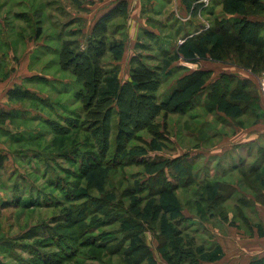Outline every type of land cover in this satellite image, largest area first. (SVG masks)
Listing matches in <instances>:
<instances>
[{
	"label": "trees",
	"instance_id": "1",
	"mask_svg": "<svg viewBox=\"0 0 264 264\" xmlns=\"http://www.w3.org/2000/svg\"><path fill=\"white\" fill-rule=\"evenodd\" d=\"M184 1L190 8L196 0ZM216 1L223 4V13L214 15L209 29H198L187 36L178 52L189 59L195 54H207L221 61L235 60L263 71L264 0ZM148 10L142 7V13ZM128 17L129 2L121 0L97 20L84 44L74 38L63 40L62 47L52 49L59 54L62 67L81 84L72 101H58L62 103L60 113L51 109L50 93L42 97V92L22 88L10 92H21L24 99L32 94L33 100L51 110V114L38 120L46 125L45 130L33 131L28 136L42 138L45 132H52L45 148L53 152L44 156L41 150H26L31 157L24 158L28 164L25 176L41 174L45 183L58 190L47 197V202L52 204L49 207L59 210L52 222L55 226L42 231L46 235L44 240L37 242L35 248H23L29 258L17 254L18 264H159L147 240L148 233L168 264H204L222 254L220 245L204 237L209 235L205 223L214 217L228 220L226 203L235 198V215L249 226L242 206L264 205L261 142H248L223 156L220 175L210 174L212 171L203 175L204 168H196L197 161L192 158L148 155L149 149H161L171 112L187 113L204 106L207 112L224 111L227 117L237 120L247 112L262 113L260 95L248 78L234 72H222L213 78L212 69L201 68L180 76L175 88L160 101L163 77H170L178 52L147 28L140 30L135 48L153 51L157 44L159 52H135L130 61V77L121 80ZM117 19L121 21L116 22ZM176 30L181 33L182 28ZM107 56L109 62H105ZM146 57L159 62L151 64ZM48 89L52 92L54 88ZM244 95L251 96L250 100H245ZM6 113L0 108V116ZM15 116L19 117V112ZM161 116L163 121L159 120ZM202 128L199 127V134H203ZM142 132L152 139L146 141ZM3 157L0 156V163ZM131 166L143 168L127 170ZM237 169L240 183L224 180ZM181 186L189 187L187 191L192 193L185 202L176 194ZM257 226L264 235V225L259 222ZM43 245L56 250L45 252ZM250 264H264V255Z\"/></svg>",
	"mask_w": 264,
	"mask_h": 264
},
{
	"label": "rangeland",
	"instance_id": "2",
	"mask_svg": "<svg viewBox=\"0 0 264 264\" xmlns=\"http://www.w3.org/2000/svg\"><path fill=\"white\" fill-rule=\"evenodd\" d=\"M91 1L0 0V73L2 72L0 75L6 71V75L9 77L11 70L13 71L15 66L20 71L26 67L33 68V66L34 69L39 71L41 67L44 70V75H52L57 78L56 81L59 82V85L57 83H52L51 85L54 89H58L59 93L55 94L50 92L48 84L45 83L50 81L39 77L31 80L38 82V84L33 83L28 86L23 84V86L20 85L22 87L16 88L25 90L27 87H33L34 90L39 92H46V95L50 93L53 100L50 107L54 112L60 113L62 103L58 104V101H72L75 92L80 89L81 84L75 80V76L71 71L62 67L59 54L53 50L62 47L63 40L68 39L77 38L84 44L86 40L81 37L79 32L76 34H69L68 32L82 26V28L85 27V23L81 24L80 14H83V10L86 9L83 3H90ZM222 8L223 4L216 0H211L208 5L199 4V0H196L191 3V7L188 9L189 15H192L193 18L189 19V21H182L176 17L177 14L175 15L176 11L181 12V14L184 12L178 4L175 5L172 2V5H170L166 1L158 0L153 5V13L141 12L138 15L137 8L134 18L136 25L138 24L137 28L142 25V29L147 28L157 32L156 34H159L160 39L167 43V47L171 50L176 48L178 52L179 45L184 44L187 36L197 33L198 29H209L213 23L214 15L223 13ZM184 9L187 11L186 8ZM246 9L254 11L255 7H246ZM212 10L213 12L210 13ZM145 16H149L147 21ZM115 21L121 20L117 19ZM161 22L164 24H161ZM174 28H182L181 33H177V30ZM130 32L133 34L135 29H132ZM148 42H152V40ZM157 47V44H154L153 49L155 50L143 51L140 48L127 46L126 49L128 52L125 53V57L120 64V67H122V79H125V76L131 68V62L128 58L132 50L133 52L141 51L143 54L155 55L159 52ZM177 54L178 58L172 64L170 77L166 79L163 77L164 81L159 89L160 95L158 94L160 101L165 99L168 93L175 88L177 79L180 76L186 74L189 70L200 68H211L213 70V78H216L223 70L231 71L233 69L240 76L252 80L255 88L259 91L260 109L262 112L260 114L256 115L247 112L237 120H234L227 117L224 111L207 112L204 106H198L192 112L187 113L171 112L166 119V139H162V145L159 146L161 149H149L147 144H144L149 149L148 155L152 158L155 155L170 159L186 158L191 160L190 158H192L195 162L197 161L196 168H204L203 175L207 174L206 171H212L210 174L218 173L220 175L218 171L219 162H221L223 156L229 154L233 148L239 147L240 149L242 147L241 145L245 147L248 143L234 144L232 149L226 151L213 150L222 146L227 141H235L240 136L242 138L252 132L259 133L260 131H264V96L262 97L259 90L260 82L255 81V75L260 77L264 74V70L255 71L251 67H247L237 61L235 62V60L221 61L213 59L207 54H195L192 59L187 58L182 52H178ZM145 60L151 64L159 62L156 58L150 59L146 57ZM105 62H109V56L105 58ZM24 71L22 70L21 72ZM19 74L18 72L15 75L18 77ZM27 96L29 99L21 98V92H14L9 96L10 104L22 108L17 111L19 112V117L15 116L16 112L13 109L6 110L7 113L0 116V124L5 128L2 133L0 132V143L2 144H0V148L7 150L5 152L7 157H3L4 160L0 163V264H18L17 254H20L22 257L24 256V258H29L28 253L23 248L26 247L27 249L31 246L35 248L34 245L37 242L44 240V236L46 235L42 231L51 226H55L52 222L57 218L59 211L53 207H49L52 204L47 202V197L54 195L58 190L45 183L46 180L41 177V174L35 173L29 175L30 180L25 176L28 164L24 158L31 157V154L26 150H41L44 156H48L50 152H53L51 148H45L53 137L52 132H45L42 138L29 139L28 135L33 131L40 132L45 130L44 127L46 125H42L38 120L51 114V110L45 106L42 107L40 103L33 100L34 97L32 94H27ZM242 97L245 100H250L251 98L249 95ZM28 107L30 109L25 110ZM193 114L196 115L193 116ZM52 115L54 117L56 116L54 113ZM159 120L163 121L162 116L159 117ZM203 124L204 127L202 128ZM200 126L204 131L203 134H199L198 130ZM21 135L28 137L18 138ZM142 135L148 142L152 139L151 135L147 132H142ZM258 142L264 144L263 133H260ZM245 151V153H248L247 150ZM1 153L2 151L0 149ZM3 162H5L4 164L8 170L5 169L4 165L1 166ZM249 162H253L252 159ZM41 164H43L42 160ZM10 167L13 168L11 171ZM139 168L131 166L127 170L132 171ZM240 175V171L237 169L226 175L224 180H230V182L238 184V182L240 183ZM22 176H25V178ZM240 185L242 187L246 186L244 183ZM29 186L31 189L28 188ZM39 188H41L40 192L38 191ZM187 190H189V187L181 186L176 191L177 196L182 198L183 202L189 196H192V193ZM30 194L33 197L28 198ZM83 200H79L78 202H82ZM237 203L235 198L226 203L228 220H221L231 225H235L238 221H241V227L248 229V224L241 217L235 215L238 214ZM251 206H256V203ZM251 206L247 205L242 207L252 223L259 225L257 216L252 212ZM184 209L186 214L190 213L186 208ZM217 220L220 221V217H214L210 222L215 223ZM147 240L153 247L155 255L160 260H163L162 255L156 250L157 242L150 233L147 234ZM44 246L41 248L45 252L56 250L55 247L46 248ZM162 264L165 263L162 262Z\"/></svg>",
	"mask_w": 264,
	"mask_h": 264
},
{
	"label": "crops",
	"instance_id": "3",
	"mask_svg": "<svg viewBox=\"0 0 264 264\" xmlns=\"http://www.w3.org/2000/svg\"><path fill=\"white\" fill-rule=\"evenodd\" d=\"M121 1V0H92L90 3H83V6H85L86 9L83 10V14H80L81 18V24H86L84 28L80 27L77 29H73V31L79 32L81 34V37H83L85 40L86 38L90 35L92 32V28L94 24L97 22V20L107 13L110 9L114 8L116 4ZM129 2V17H128V27H127V38L125 41V53L128 52L126 49L127 46H132L135 48V43L138 39L140 30L143 27L142 25L137 28L136 21H135V10L138 8L137 14L139 15L142 12V7H146L147 9H150L146 12H154L153 10V5L158 1V0H127ZM168 2L170 5H172V2L178 4L184 12L179 13L176 11L175 15L177 18L180 20H183V17L188 16V7L187 4L185 3L184 0H162ZM187 11H185V9ZM161 11V10H160ZM165 11V9H164ZM144 12V13H146ZM163 12V11H162ZM148 14V13H147ZM137 15V16H138ZM146 21L148 20L149 16H145ZM193 18L192 15H190V19ZM189 21V20H188ZM136 25V26H135ZM131 28V29H130ZM132 29H135V32L133 34L130 32ZM157 33V32H155ZM129 43V45H128ZM131 44V45H130ZM134 45V46H133ZM125 53L123 58L125 57ZM135 52H131L130 57L128 58L129 61H131L132 55H134ZM1 56V55H0ZM123 60V59H122ZM121 60V61H122ZM183 60V59H182ZM122 62H120L121 64ZM14 67V66H13ZM18 68V67H17ZM16 66L14 67L13 71L11 70V74L6 75V71L3 72L2 75H0V108H3L5 111L6 110H11L17 112L19 109H22L20 106L10 104V92L12 89L16 87H22L23 84H26L27 86L30 84H38V82H33L31 81L33 78L35 79L36 77L42 78V79H47L50 82H45V81H39V82H45L48 84L50 88L52 87V83H57L59 85V82L56 81V77L52 75H44L42 68L40 67V70L37 71L31 67H26L22 70H25L24 72H21L19 69H17ZM131 69V68H130ZM130 69L128 74L125 76V79H122V67L120 69V78L121 80H127L130 76ZM201 69V68H200ZM209 69V68H206ZM211 69V68H210ZM19 74V78L15 75L16 73ZM223 72H234L237 73L235 70L231 69V71H225ZM2 73V72H1ZM0 73V74H1ZM239 74V73H237ZM18 78V81H17ZM19 82H21L19 84ZM22 85V86H20ZM57 87V86H56ZM28 90L31 92H37V90H34L33 87H27ZM26 88V89H27ZM39 92V91H38ZM53 93L57 94L59 93L58 89H53ZM46 92H42L41 96L44 97V95L47 97L45 94ZM30 109V107L26 108L25 110ZM2 129V130H1ZM4 126L0 124V132L2 133ZM260 133L264 134V131L258 132H252L250 134H246L245 137L240 136V138L236 139L235 141H227L225 144L222 146H219L213 151H218V150H230L234 147V144H244L248 142H258V138L260 137ZM1 144V143H0ZM2 145V144H1ZM5 148V147H4ZM2 153L1 155H4V158L7 156L5 155V152L7 150H2L0 148ZM3 162L2 165H4L5 169L6 166ZM13 168L10 167V171ZM8 170V169H7ZM252 212L256 214L257 219L259 222H261L264 225V205L261 203H256V206L252 209ZM189 216H192L191 213H189ZM249 228H242L241 226V221H238L237 224H229L227 222H224L220 219V221H216L215 223L212 222H207L204 225L208 229L209 235H206V238L208 239V242H215L216 244L220 245L222 248V254L221 257L213 260V261H205L204 264H250V262L253 259H256L258 257H261L264 255V235L260 232L259 227L257 224L252 223V221L249 219ZM155 257L157 258V261L159 264H162L164 262L165 264H168L163 258V260H160L156 255Z\"/></svg>",
	"mask_w": 264,
	"mask_h": 264
},
{
	"label": "built area",
	"instance_id": "4",
	"mask_svg": "<svg viewBox=\"0 0 264 264\" xmlns=\"http://www.w3.org/2000/svg\"><path fill=\"white\" fill-rule=\"evenodd\" d=\"M209 2H211V0H199V4H202V5L203 4L208 5ZM189 19H190V15L183 17V20L184 21H187ZM206 27H208V26H206ZM251 76H253V75H251ZM255 77H254L255 78V81L256 82H260V84H259V90H260V93H261V95L263 97L264 96V74H262L260 77L255 75Z\"/></svg>",
	"mask_w": 264,
	"mask_h": 264
}]
</instances>
